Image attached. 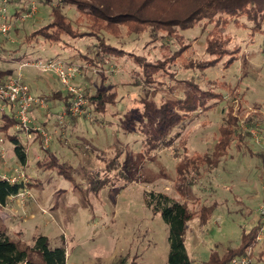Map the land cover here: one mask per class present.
<instances>
[{"label": "rangeland", "instance_id": "rangeland-1", "mask_svg": "<svg viewBox=\"0 0 264 264\" xmlns=\"http://www.w3.org/2000/svg\"><path fill=\"white\" fill-rule=\"evenodd\" d=\"M33 1L36 12H43L45 18L26 20L21 23L20 32L4 36L9 48L22 40L26 29L32 31L47 21L49 8ZM66 11L73 17L78 15L74 8ZM231 31L239 40L246 38L244 29L233 27ZM254 39L255 42L244 46L240 58L230 67L221 63L205 69V76L201 77L200 71L178 69L176 76L182 81L168 79V85L159 89L132 85L130 71L123 72L124 67L119 64L113 66L114 72L107 71L103 84L117 85L118 103L110 105L103 114L89 112L85 107L82 113L68 119L62 106L52 107L43 97L51 89L64 88L51 68L43 69L42 64L48 61H32H40L39 65L25 60L19 69H12L14 76L26 68L34 88L39 77H43L42 92L34 95L44 102L34 104L32 109L40 111L31 114V119L45 130L49 141L41 142L37 130L27 132L20 126L8 130L15 132L26 146L27 161L23 164L18 161L14 143L0 130V176L12 173L32 184L0 209L11 232L21 233L30 243L36 234L47 235L53 248L65 246L67 264H109L122 257L140 264H167L169 226L161 213L153 212L145 201L146 192L162 191L196 212L186 231V247L193 264H208L212 254L221 256L229 248L238 247L243 233L251 230L260 217L263 221L258 243L241 257H248L249 264H264V34L258 33ZM148 40L145 34L127 35L124 27L121 37L112 39L127 50L163 57L167 50L160 46V41L146 44ZM201 40L192 42L186 56L195 57L203 51ZM87 43L89 39L77 44L87 50ZM25 50L20 48L13 54L19 59ZM79 61L77 58L71 64L77 68L74 87L85 90L88 86H100L103 73L92 68L79 70ZM57 62L64 64L63 59ZM10 65L18 68L19 62ZM178 65L179 61L175 67ZM0 66L9 68L2 62ZM194 74L203 87L208 86V80H217L216 85L231 100L232 113L244 128H248V117H256L247 142L259 155L235 147L228 149L215 168L203 164L202 176L187 184L189 193L182 194L177 187L179 160L187 152L213 150L224 113L212 111L180 122L169 129V136L174 138L171 144L148 150L141 129L148 128L149 121L141 115L144 108L140 100L146 98L157 108L164 98L183 97L188 88L185 79ZM2 122L0 109V125ZM40 159L43 164H39ZM204 205L208 208L207 221L201 212Z\"/></svg>", "mask_w": 264, "mask_h": 264}, {"label": "trees", "instance_id": "trees-1", "mask_svg": "<svg viewBox=\"0 0 264 264\" xmlns=\"http://www.w3.org/2000/svg\"><path fill=\"white\" fill-rule=\"evenodd\" d=\"M37 2L40 3V7L43 5L49 8L47 21L32 31H25L22 40L13 48H4L2 45L5 35L0 37L1 52L9 51L13 54V51L25 48L19 59L28 62L39 59L54 62L63 59L66 65L74 64L79 58L80 61L77 62L79 70L92 68L103 73L100 86L94 88L88 86L84 90L87 102L83 108L86 107L87 111L98 114L106 113L110 105L118 103L117 85L103 84L107 71L114 72L113 66L119 64L124 67L123 72L129 70L132 85L144 86V89L149 90L159 89L168 85V79L182 81L176 76L178 69L200 71L198 75L201 77L205 76V69L221 63L226 68L230 67L240 58L244 46L255 42L256 34H264V0H37ZM34 3L33 0L10 1L11 18L14 21L10 33L20 31L17 23L24 21L20 16L23 12L30 11ZM71 8L78 13L76 17L66 11ZM123 27L127 35L135 34L137 37L147 35L149 40L146 44L160 41V46L167 52L163 57L153 58L146 53H138L116 45L112 39L121 37ZM233 27L246 30V38L237 39L231 31ZM200 38L203 51L195 57L186 56L192 42ZM84 39H89L87 50H83L77 44ZM177 61L179 65L175 67ZM5 80L0 79L1 82ZM185 81L188 88L183 97L164 98L157 108L146 98L140 100L144 108L141 115L147 116L149 121V127L141 129L144 134L143 143L148 150L171 144L174 138L169 136V129L180 122L200 118L202 114L206 115L212 111L220 110L224 113L219 126L220 137L215 142L213 150L204 153L195 151L193 154L187 152L179 160L177 187L182 194L189 193L187 184L194 183L196 177L202 176L200 168L203 164L215 168L228 149L235 147L253 153L254 156L259 155L257 152L254 154L252 146L247 142L251 135L249 129L255 125L256 117L253 115L248 117L246 120L248 128H244L238 116L232 113L231 100L227 99L223 88L216 85L217 80H208V86L203 87L194 74ZM221 85L225 87V84ZM43 97L52 107L62 106L65 118L73 116L71 106L74 94L71 91L59 87L51 89ZM0 109L3 119L0 130L7 133L14 143L18 161L24 164L27 161L26 146L20 142L15 132L8 131L15 126L21 127L16 117V109L8 100H0ZM150 111L153 112L150 114ZM179 133L178 129L175 135ZM43 163L44 161L40 159L39 164ZM31 185L30 181L10 182L0 176V209L11 202L12 196L31 188ZM145 201L153 212L161 213L169 226L167 264H193L194 261L186 247V231L190 219L197 216L196 212L185 202L178 201L162 191L146 192ZM206 209H208L206 205L201 207L202 215H206L205 221L208 214ZM262 219L263 217L258 218L251 230L243 233L242 243L238 247L229 248L221 256L212 254L207 263L230 264L233 258L246 255L248 249L258 243L257 236L262 227ZM32 240L30 243L21 235L12 234L10 226L0 217V264H67L65 246L53 248L45 234H36ZM109 264L140 263L128 262L126 257H122Z\"/></svg>", "mask_w": 264, "mask_h": 264}, {"label": "built area", "instance_id": "built-area-1", "mask_svg": "<svg viewBox=\"0 0 264 264\" xmlns=\"http://www.w3.org/2000/svg\"><path fill=\"white\" fill-rule=\"evenodd\" d=\"M10 1L11 0H0V37L7 36L11 29L14 27V21L10 14ZM37 11L35 4L32 5L30 11L23 12L20 19L25 20L32 16ZM32 64H41L40 61L32 62ZM43 69H52L60 79L63 87L74 94V102L71 106L72 114L82 113L83 106L87 102V98L84 93L83 87H74L72 84L74 75L77 71L74 65H65L61 62H46L42 64ZM0 100L10 101L16 109V117L19 119L21 127L27 132L31 130H37L42 135L44 143H48L49 137L42 127L33 124L31 119V110L34 104L43 103L44 100L35 96L29 84L24 80L23 73L19 72L14 76L7 78L5 81H0ZM3 178L10 182H19L17 175L8 174L3 175ZM21 194V193H20ZM18 194V195H20ZM17 195V196H18ZM17 196H12L15 198ZM250 259L248 257H235L231 260L230 264H249Z\"/></svg>", "mask_w": 264, "mask_h": 264}, {"label": "crops", "instance_id": "crops-1", "mask_svg": "<svg viewBox=\"0 0 264 264\" xmlns=\"http://www.w3.org/2000/svg\"><path fill=\"white\" fill-rule=\"evenodd\" d=\"M10 14H11V12H10ZM43 17L45 18V14L43 13V12H37L36 13V15H34L32 18H28L27 19V21L28 20H34V22H35V20H39V19H43ZM23 23L24 22H26V20H24V21H22ZM22 22H18L17 23V26L20 28V26H21V23ZM40 22V21H39ZM41 23V22H40ZM21 31H23L22 29H21ZM25 31H28V29H26ZM20 32V31H19ZM14 42V41H13ZM13 42H11V43H9V44H12ZM2 46H4V48L5 47H8V44L6 43V42H4L3 41V45ZM2 53V54H1ZM0 54H1V58H0V62H2L3 64H5L6 63V67H9V68H4L5 66H3V67H1L0 66V79H3V80H5V79H7V78H9V77H11V73H12V69H19L20 67H21V65H23L26 61H25V59H18L17 57H14V55L13 54H11L9 51H4V52H1V50H0ZM14 61H18L19 62V66H18V68H12L11 67V62H14ZM29 72H28V70L26 69V68H23V77H24V80L29 84V86H30V88H31V91H32V93L33 94H40L41 92H42V87H43V85H45V81H44V79H43V77H39V79L37 80L38 82V84H37V87L36 88H34V84H33V82L32 81H30V76H29V74H28ZM39 87H40V89H39ZM48 87V86H47ZM4 107V106H3ZM36 110L37 109H32V115H35V112H36ZM38 111V113L37 114H39V109L37 110ZM0 217H2V216H0ZM4 219V218H3ZM11 227V226H10ZM12 234H14V232L12 233ZM17 234V233H16ZM18 235H21V233L20 234H18ZM34 237V236H33Z\"/></svg>", "mask_w": 264, "mask_h": 264}]
</instances>
